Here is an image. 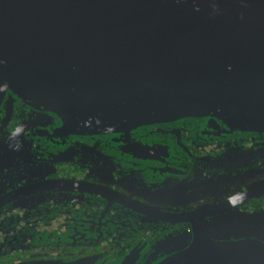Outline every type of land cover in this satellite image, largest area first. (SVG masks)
<instances>
[{"label":"flooded vegetation","instance_id":"flooded-vegetation-1","mask_svg":"<svg viewBox=\"0 0 264 264\" xmlns=\"http://www.w3.org/2000/svg\"><path fill=\"white\" fill-rule=\"evenodd\" d=\"M70 115L0 104V264H192L236 231L264 250V132Z\"/></svg>","mask_w":264,"mask_h":264},{"label":"water","instance_id":"water-1","mask_svg":"<svg viewBox=\"0 0 264 264\" xmlns=\"http://www.w3.org/2000/svg\"><path fill=\"white\" fill-rule=\"evenodd\" d=\"M14 96L83 125L264 132V0H0V104ZM240 232L192 264L262 262Z\"/></svg>","mask_w":264,"mask_h":264}]
</instances>
